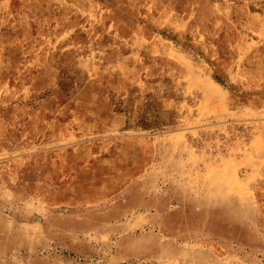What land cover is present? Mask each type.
Returning a JSON list of instances; mask_svg holds the SVG:
<instances>
[{
    "label": "rangeland",
    "instance_id": "rangeland-1",
    "mask_svg": "<svg viewBox=\"0 0 264 264\" xmlns=\"http://www.w3.org/2000/svg\"><path fill=\"white\" fill-rule=\"evenodd\" d=\"M0 264H264V0H0Z\"/></svg>",
    "mask_w": 264,
    "mask_h": 264
}]
</instances>
